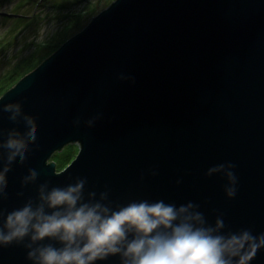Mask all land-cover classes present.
<instances>
[{"label": "water", "instance_id": "1", "mask_svg": "<svg viewBox=\"0 0 264 264\" xmlns=\"http://www.w3.org/2000/svg\"><path fill=\"white\" fill-rule=\"evenodd\" d=\"M82 26L0 98L28 97L41 148L9 173L5 207L22 205L16 192L32 167L40 182L86 176L114 200L192 201L212 223L220 212L232 230L264 232V0H107ZM121 72L135 85L119 82ZM96 111L104 119L94 129L72 127ZM6 117L4 128L24 130ZM229 161L239 177L231 201L226 181L205 175ZM0 264L30 262L14 246L0 249Z\"/></svg>", "mask_w": 264, "mask_h": 264}, {"label": "clouds", "instance_id": "2", "mask_svg": "<svg viewBox=\"0 0 264 264\" xmlns=\"http://www.w3.org/2000/svg\"><path fill=\"white\" fill-rule=\"evenodd\" d=\"M117 79L136 83L135 76L124 72ZM27 100L0 101V249L23 248L30 264H104L111 258H119V264H252L264 252V232L257 234L251 227L232 230L223 213L216 212L212 223L192 201L177 206L164 199L114 200L109 185L102 190L89 187L88 178L81 175L53 184L51 179L40 182L41 172L28 167L16 192L24 202L9 210V173L26 167L30 156L41 150L38 117L25 112ZM5 114L24 130L4 128ZM103 119L104 113L96 111L87 118L75 117L71 124L92 130ZM236 168L229 161L205 173L226 181L223 191L230 201L239 191ZM148 175L158 176V168L149 169ZM144 178L142 173L141 181ZM176 183L182 184V178ZM29 188L35 195L25 198Z\"/></svg>", "mask_w": 264, "mask_h": 264}, {"label": "rangeland", "instance_id": "3", "mask_svg": "<svg viewBox=\"0 0 264 264\" xmlns=\"http://www.w3.org/2000/svg\"><path fill=\"white\" fill-rule=\"evenodd\" d=\"M60 1L0 0V80L15 73L41 45L62 38L63 27L72 24L64 15L83 14V25L107 0H66L69 9L56 7ZM18 7L26 16L21 25L15 20Z\"/></svg>", "mask_w": 264, "mask_h": 264}, {"label": "trees", "instance_id": "4", "mask_svg": "<svg viewBox=\"0 0 264 264\" xmlns=\"http://www.w3.org/2000/svg\"><path fill=\"white\" fill-rule=\"evenodd\" d=\"M22 1V0H21ZM26 3L31 2L32 0H23ZM70 1V0H69ZM115 0H112V3ZM41 2H44V4L48 3V0H41ZM55 6L59 9L63 8H70V5L66 3V0H61L60 2H56ZM69 6V7H66ZM21 7V6H19ZM17 8V14L19 15L16 20L18 22V25H21L26 16L22 13H20L18 10L20 8ZM69 15H64L63 19H69L72 21V24L69 26H64L65 32L62 33V38H58L55 41H51L49 43L43 44L39 47V50L34 53L33 56H31L24 64L19 67L15 73L11 74L8 77L2 78L0 80V98L9 91L12 87H14L18 81L23 78L28 73L32 72L34 69H36L47 57H49L51 54H53L65 41H67L69 38H71L74 30L81 31L84 27L82 26L83 23V17L84 15H78L76 13H68ZM63 29V30H64ZM66 33V34H65ZM65 34V35H64ZM70 163V160L65 161L61 164H57V171L63 170L68 164ZM59 168V169H58Z\"/></svg>", "mask_w": 264, "mask_h": 264}]
</instances>
